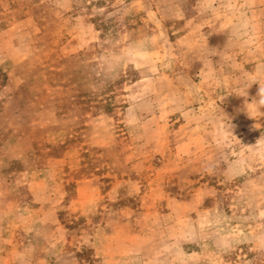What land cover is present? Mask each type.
I'll return each mask as SVG.
<instances>
[{"label": "rangeland", "instance_id": "1", "mask_svg": "<svg viewBox=\"0 0 264 264\" xmlns=\"http://www.w3.org/2000/svg\"><path fill=\"white\" fill-rule=\"evenodd\" d=\"M264 0H0V264H264Z\"/></svg>", "mask_w": 264, "mask_h": 264}, {"label": "clouds", "instance_id": "2", "mask_svg": "<svg viewBox=\"0 0 264 264\" xmlns=\"http://www.w3.org/2000/svg\"><path fill=\"white\" fill-rule=\"evenodd\" d=\"M261 93H264V88L260 89ZM262 103H264V100L261 101Z\"/></svg>", "mask_w": 264, "mask_h": 264}]
</instances>
